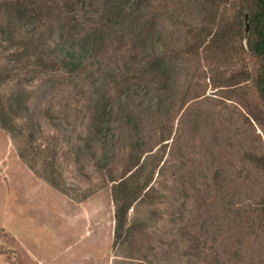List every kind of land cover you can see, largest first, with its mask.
Returning a JSON list of instances; mask_svg holds the SVG:
<instances>
[{
  "label": "rangeland",
  "instance_id": "374dc122",
  "mask_svg": "<svg viewBox=\"0 0 264 264\" xmlns=\"http://www.w3.org/2000/svg\"><path fill=\"white\" fill-rule=\"evenodd\" d=\"M7 1L39 16L42 34L47 6L51 16L65 9L64 0L0 8ZM71 1L80 21L99 20L106 3L136 15L142 45L118 34L113 13L96 22L105 37L115 31L93 65L111 101L109 141L83 153L89 76L39 73L27 60L19 78L29 110L14 119L24 134L13 141L0 127V264H264V105L246 23L234 17L243 0ZM5 46L0 38V67L14 52ZM117 179L137 185L128 244H113Z\"/></svg>",
  "mask_w": 264,
  "mask_h": 264
},
{
  "label": "trees",
  "instance_id": "16d2710c",
  "mask_svg": "<svg viewBox=\"0 0 264 264\" xmlns=\"http://www.w3.org/2000/svg\"><path fill=\"white\" fill-rule=\"evenodd\" d=\"M70 1L64 0L63 7L65 9L54 16H51L49 6H47V10L44 11L46 25L49 28L47 34L38 31L40 28L39 16L32 15L30 20L29 8L24 4L7 1L0 8L3 11V17L0 19V38L6 43L5 47L10 45L14 50L8 56L10 66L0 67V85L10 79L12 75H16L17 78L12 83L14 85H12L8 96L0 94V127L9 133L13 141L14 136L24 134L23 127L17 128L14 123L15 118L24 117V114L29 110L28 96L24 87L21 86L19 74L31 65L27 60L33 57L32 70L39 73L51 75L64 73L69 77L84 73L87 79L89 76L88 84L91 90L88 103L85 106L88 113L87 128L89 133L87 132L86 141L79 148L83 153L84 149L90 147L92 143L99 142L104 145L109 141L108 126L111 116V101L106 92V81L99 79L96 76L98 68L96 67L95 70L93 68L94 63H98L100 44L107 31L97 27L96 22L102 19L103 24H106L108 15L113 13L121 25L118 34L126 37L130 33L131 45L135 49L142 45L143 27L139 17L136 15L124 17L116 9L110 8L107 3L105 4L106 13H101L99 20L90 15L89 18L80 21L74 17V7L77 5L74 1ZM242 4L244 8L238 9V16L236 12L234 17L235 20L238 17L240 20L238 23L242 28L247 22L248 31L245 36V45L257 65L254 83L264 105V0H243ZM30 9L33 12V8ZM85 24L89 27L86 28ZM109 30L111 31V29ZM114 32L111 31V34L105 38H109ZM154 61L157 67L163 63L160 58ZM17 62L20 66L16 65ZM155 64L152 62L153 66ZM105 77V79L108 78L107 75ZM48 119L52 122L54 117L48 115ZM31 134V132L27 133L28 136ZM17 149L21 159L26 162L28 167L34 169L23 153V149L19 146ZM38 175L53 187L67 194L64 188H60L62 186L57 178L44 173ZM111 192L115 206L113 244H128L135 235V227L132 222L128 221L127 214L136 198L137 185L128 183L126 179L113 180Z\"/></svg>",
  "mask_w": 264,
  "mask_h": 264
},
{
  "label": "water",
  "instance_id": "95a60500",
  "mask_svg": "<svg viewBox=\"0 0 264 264\" xmlns=\"http://www.w3.org/2000/svg\"><path fill=\"white\" fill-rule=\"evenodd\" d=\"M245 30H246V31L248 30V25H247V22H246Z\"/></svg>",
  "mask_w": 264,
  "mask_h": 264
}]
</instances>
